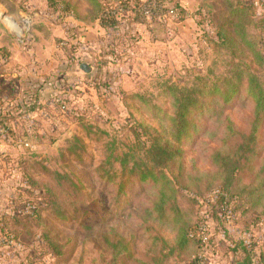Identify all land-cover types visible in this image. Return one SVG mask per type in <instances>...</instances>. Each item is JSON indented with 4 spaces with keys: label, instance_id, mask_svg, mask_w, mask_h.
<instances>
[{
    "label": "rangeland",
    "instance_id": "obj_1",
    "mask_svg": "<svg viewBox=\"0 0 264 264\" xmlns=\"http://www.w3.org/2000/svg\"><path fill=\"white\" fill-rule=\"evenodd\" d=\"M238 1H244L240 9L251 3L200 0L198 6L212 9L207 19L195 18L201 39L196 36L192 62L170 66L116 60L114 43H121L110 34L100 41L99 33L88 37L83 25L48 12L46 6L37 7L38 17L31 18L34 10L27 0H0V112L9 111L8 137H0V227L17 233L22 247L11 250L8 264H190L192 257L197 264H243L248 253L252 264H264V125L253 169L242 171L232 188L243 201L235 215L217 218L206 204L189 206L180 195L184 219L204 227L200 233L205 241L187 247L190 253L183 260L170 253L174 222L150 211L159 184L131 178L120 191L117 183L107 185L99 171L111 154L138 148L135 131L169 126L174 106L166 87L189 86L201 75L230 77L238 65L246 72L249 63L255 67L252 49L264 48V14L247 6L232 14ZM18 10L27 17L14 19ZM218 29L228 40L217 51ZM4 30L14 40L11 50ZM25 48L50 58L41 67L33 59L24 64L18 53L23 55ZM106 53L113 59L106 60ZM123 69L130 74L126 78L109 76ZM245 80L228 104L208 97L194 110L191 132L181 142V166L173 167V177H206L228 121L247 127L254 103ZM2 120L0 113V124ZM115 167L119 169L117 162ZM45 237L58 255L49 251Z\"/></svg>",
    "mask_w": 264,
    "mask_h": 264
},
{
    "label": "trees",
    "instance_id": "obj_2",
    "mask_svg": "<svg viewBox=\"0 0 264 264\" xmlns=\"http://www.w3.org/2000/svg\"><path fill=\"white\" fill-rule=\"evenodd\" d=\"M89 1L96 8V16L101 26L113 37V32L116 31L114 27L118 24L117 19L104 12L100 0ZM254 1L251 0L250 5H245V8L246 6L254 7ZM48 2L53 4L55 0H48ZM242 2L244 3V1L237 2L231 11L232 14L239 13V11L244 12L245 8L240 9ZM180 6L182 7L181 4ZM182 9L184 10L183 7ZM211 9L205 4L200 5L196 11L197 18L207 19ZM136 14L141 15L139 12ZM209 21L212 22L211 19ZM197 23L200 24L199 21ZM216 35L217 43L214 44V48L218 51L219 47L228 39L221 29H218ZM252 52L255 67L249 63L246 66L249 68L247 72L242 71L238 65L239 68L230 77H217L213 80L209 75H201L196 76L189 86L170 85L166 87L171 94L174 106L169 126L164 131H159L154 127L146 128L144 131H135L138 148L122 151L119 155L111 154L99 167L100 174L106 177L107 185L117 183L120 191L124 189L131 178H137L141 182L159 184V195L150 211L156 212L161 218H169L174 222L177 229L176 240L175 245L170 248V253L175 251L176 257L180 260L189 255L190 252L187 253L186 250L191 245L201 246L202 243H205L204 236L200 233L204 231V227L198 226L196 223L188 224L184 219L180 195L186 198L189 206L206 204L213 210L214 215L221 219L227 213H230L231 216L235 215L243 205L241 197L232 188L242 171L253 169V162L259 157L258 139L264 125V48L260 46L256 50L252 49ZM244 78L248 84V95L254 103L252 117L247 127L241 129L228 121L225 131L227 133L222 138L220 148L215 149L211 155L214 168L205 175L206 177L196 175L188 179L189 181H181L179 175L173 177V167L176 166L180 169L181 166L180 160L183 155L181 142L191 132V117L194 110L202 108L208 97H220L224 104H228L239 93L240 83ZM22 108L25 109L26 105H23ZM32 109H35V106ZM8 114L2 115L3 120L8 117ZM150 128L152 131L149 130ZM143 135L146 136L145 141L141 140ZM116 162L119 164V169L115 167ZM263 171L264 163L260 173ZM0 233L13 239L18 238L17 233L6 229L4 225L0 227ZM46 241L51 249L49 251L58 255L60 251L53 249L48 239ZM241 246L247 248L245 244H241ZM242 249L244 250V248ZM170 253L166 252V261L170 258ZM247 255L243 264H252L251 254ZM190 259V264H197L196 259L193 257Z\"/></svg>",
    "mask_w": 264,
    "mask_h": 264
},
{
    "label": "crops",
    "instance_id": "obj_3",
    "mask_svg": "<svg viewBox=\"0 0 264 264\" xmlns=\"http://www.w3.org/2000/svg\"><path fill=\"white\" fill-rule=\"evenodd\" d=\"M199 3L200 0H180V4L187 14V17L181 22H170L168 24H161L157 22L150 23L146 19L140 20V16L134 18L130 15L125 23L127 21L128 22L125 25L122 24L130 30L126 33L124 27H121L120 30H116L115 33L113 32V42L119 40L118 42L121 43H114L116 45L115 50L117 47L123 48L124 45L129 43V41L131 42L130 32L135 31L138 33L137 40L133 45L134 54L132 55L131 60H138V62L142 60L143 62L148 61L151 63L163 61L170 66L174 65L175 62H178V65L182 66L190 64V62H192L190 61V54L193 52L192 46L193 48L197 46V43L195 42L197 38L196 36H199L201 39L200 25L195 20V17H197L196 11L200 8V6H198ZM26 4L29 10H34L33 15L29 16L31 18L38 17L37 12L35 11L37 7L46 6L45 9L48 12H54L61 18L67 17L68 19V17H71L74 25H83V27L87 29L86 33L88 37L99 33L101 37L99 35L98 36L101 41V39L106 37L107 34H110V32L101 26L100 21L96 16V8L89 0H55L53 4H50L48 0H27ZM86 8L87 10H90V13L94 14H88V12L86 14L84 12ZM45 9L43 8V10ZM16 12L18 14L14 16L15 18L11 16L12 18L19 20V18L27 17V14L24 11L18 10ZM134 14L136 15V13ZM9 32L10 31L4 30L3 37L7 40L5 44L8 46V50H11L12 48L10 47V43L14 40L9 35ZM119 34H122L121 40L119 39ZM199 43L203 44L201 41H199ZM23 52V55H26L27 57H24L21 54L22 51L19 50L18 58H21L20 60H22L24 64H26V60L33 59L34 62H37L38 60L39 67H41L42 60L50 58V56H47V53L39 52L36 48H33L32 50L30 49L29 51L25 48V51ZM20 55H22V57H20ZM112 58L113 56L106 53V60ZM192 60L195 59L192 58ZM103 63L105 62L103 61ZM200 63H203V61ZM34 65L36 66V63ZM125 75L130 74L125 73L124 69L118 73L109 74L110 77L120 76L122 79L123 77L126 78Z\"/></svg>",
    "mask_w": 264,
    "mask_h": 264
},
{
    "label": "built area",
    "instance_id": "obj_4",
    "mask_svg": "<svg viewBox=\"0 0 264 264\" xmlns=\"http://www.w3.org/2000/svg\"><path fill=\"white\" fill-rule=\"evenodd\" d=\"M104 12L108 15L114 16L118 24L114 27L115 30H120L121 27H124L126 33L129 28L125 25V21L128 17L136 12H139L141 16L149 21L150 23H161L168 24L170 22H181L186 17V12L180 6V0H100ZM254 8L259 10L264 14V0H255ZM197 18V17H195ZM123 24V25H122ZM122 35V34H119ZM131 42L124 45L123 50L119 51L118 47L115 50L114 57L116 60L120 61H129L133 54L132 51V43L137 40V32H130ZM116 47V45H115ZM114 53V51H113ZM129 53V54H128ZM113 59V58H112ZM9 112L8 110L6 111ZM6 112H0L2 115L6 114ZM8 120H2L0 124V137H8ZM226 219H230L228 215ZM20 251L22 249L21 245L17 243L16 239L10 238L6 235L0 233V264H8L9 254L11 250Z\"/></svg>",
    "mask_w": 264,
    "mask_h": 264
}]
</instances>
